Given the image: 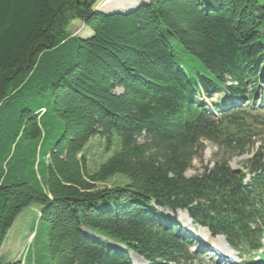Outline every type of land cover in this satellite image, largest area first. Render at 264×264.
<instances>
[{
  "label": "trees",
  "instance_id": "trees-1",
  "mask_svg": "<svg viewBox=\"0 0 264 264\" xmlns=\"http://www.w3.org/2000/svg\"><path fill=\"white\" fill-rule=\"evenodd\" d=\"M97 1L0 0V252L25 210H41L25 256L0 264H128L129 251L185 261L178 227L156 208L187 210L232 247L258 248L264 140L247 184L226 158L186 172L204 141L243 151L260 132L251 110L217 117L198 95L263 90L264 0H147L111 12ZM73 20L90 36L73 35ZM95 136L109 154L92 170L83 152Z\"/></svg>",
  "mask_w": 264,
  "mask_h": 264
},
{
  "label": "rangeland",
  "instance_id": "rangeland-1",
  "mask_svg": "<svg viewBox=\"0 0 264 264\" xmlns=\"http://www.w3.org/2000/svg\"><path fill=\"white\" fill-rule=\"evenodd\" d=\"M147 0H98L95 9L111 12L117 9H123V11H127L132 7L138 6L140 3ZM69 30L73 35H79L82 37L90 36L91 31L81 20H73L71 25L69 26ZM117 92H123L121 88L117 90ZM218 96L214 97L213 101H216ZM211 102V100H209ZM258 118L264 122V111L258 113ZM260 129L264 130V124L261 125ZM255 140V143H254ZM264 133L259 136L251 137L249 143L244 147L245 151H241V149H237V151H227L223 147H218L217 145L211 143L210 141L204 142V150L199 152L198 157L194 158L192 162V168H190L187 172V176H194L200 174L204 171L206 167L211 168L217 160L221 158H226L229 162V165L232 168H239L241 170L246 171V167H248V160L253 156L252 154L257 151L259 145L263 144ZM111 150V149H110ZM83 154L87 157L86 161L88 167L92 170H96L99 165L105 161L107 158V152L104 149V142L100 137H93L88 145L86 146ZM117 182V177L110 180L107 185L112 186ZM39 205L33 204L31 208H27L25 213L22 214L15 222L13 229L9 232L6 237L4 244L2 246L0 252V258L2 263H6L9 260L18 261L19 259L25 256L26 249L30 245L32 239L34 238V234L32 235L30 232L26 230L28 223L32 220L35 215H39L41 210L39 209ZM180 218L186 219L188 221L187 216L184 215L183 212L179 214ZM45 233V232H44ZM42 233L40 235L39 242H43L46 240L45 234ZM208 237V238H207ZM206 239L209 241V236L207 235ZM223 242V241H222ZM224 245V243H222ZM34 245V244H33ZM43 246L40 244L39 246ZM194 250V248L192 247ZM133 254H130L132 256ZM196 255V254H195ZM198 255V254H197ZM202 255V254H201ZM133 258H136L133 256ZM136 260V259H135ZM222 262L210 259L206 256H201L195 258L194 261H184L182 260L178 264H221ZM137 264V261H136ZM169 264H177L174 262H170Z\"/></svg>",
  "mask_w": 264,
  "mask_h": 264
},
{
  "label": "bare ground",
  "instance_id": "bare-ground-1",
  "mask_svg": "<svg viewBox=\"0 0 264 264\" xmlns=\"http://www.w3.org/2000/svg\"><path fill=\"white\" fill-rule=\"evenodd\" d=\"M183 213H184L185 216H187L185 212H183ZM179 214H180V213H179ZM179 217H180V216H179ZM221 241H223V240L221 239ZM224 245H225V244H224ZM113 247H114V246H113ZM116 248H118V247H116Z\"/></svg>",
  "mask_w": 264,
  "mask_h": 264
}]
</instances>
